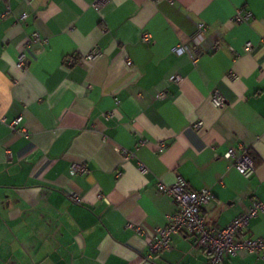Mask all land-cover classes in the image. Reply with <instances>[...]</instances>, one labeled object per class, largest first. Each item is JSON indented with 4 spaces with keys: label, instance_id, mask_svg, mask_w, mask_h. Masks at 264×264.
Listing matches in <instances>:
<instances>
[{
    "label": "crops",
    "instance_id": "crops-1",
    "mask_svg": "<svg viewBox=\"0 0 264 264\" xmlns=\"http://www.w3.org/2000/svg\"><path fill=\"white\" fill-rule=\"evenodd\" d=\"M94 1L0 0V264H207L188 233L144 258L175 211L157 183L209 188L201 213L217 228L264 200V0ZM178 44L195 59L173 53ZM72 57L82 59L66 65ZM17 116L28 137L10 130ZM120 146L136 157L123 162ZM240 146L254 163L248 178L223 158ZM80 161L88 172L70 175ZM244 235L264 238V213ZM223 264H264V253Z\"/></svg>",
    "mask_w": 264,
    "mask_h": 264
},
{
    "label": "built area",
    "instance_id": "built-area-1",
    "mask_svg": "<svg viewBox=\"0 0 264 264\" xmlns=\"http://www.w3.org/2000/svg\"><path fill=\"white\" fill-rule=\"evenodd\" d=\"M104 2L105 0H95L92 5L98 9ZM25 16L26 13H21V18ZM248 16L249 11L244 8H239L236 9L233 20L242 22ZM196 30L199 33H204V24L199 23ZM34 38H38L37 33L34 34ZM151 40L150 33L143 32L141 34L140 41L142 43L150 44ZM250 47L251 43L247 42L244 45V50H249ZM97 51L98 48L94 47L86 53L85 57H91ZM171 51L177 55L186 54L193 60L196 57L193 50L186 44L175 45ZM81 59L82 57L68 58L65 64L71 66ZM24 60V54H21L17 60V65L21 66ZM130 63L131 61L128 60L127 64ZM229 77L234 79L236 76L230 73ZM179 80L180 77H174L175 82ZM209 97L215 107H222L225 103L223 96L217 89H211L209 91ZM109 116H111V112L105 114V117ZM5 120V117H0L1 122H5ZM20 121L21 116H17L9 122L8 126L12 132H17L22 136L28 137L27 130L18 126ZM202 126L203 122L201 118L197 119L192 125L194 131H199L202 129ZM239 148L240 150L237 151L235 147H229L224 153L223 158L229 160L231 162L230 165L243 177L248 178L254 173V163L247 150L242 146ZM118 152L123 162L130 161L136 157V153L127 147H118ZM7 154L10 156V151H7ZM137 168L142 174L148 171V167L141 160L137 161ZM87 172L88 168L85 161L72 163L69 167L70 175L85 174ZM157 189L160 193H164L170 198L172 205L175 207V211L165 214L166 224L156 229V237L154 240L149 241V251L144 257L145 259H149L153 255L169 249L172 236L178 233H188L194 236L193 246L207 255V264H223L225 256H235L242 251L257 255L264 253V238L244 235L249 220L260 213H264V200L255 197L248 209L235 216L224 227L217 228L207 225L201 213L203 206L212 197V192L209 188L192 189L182 177L177 176L176 180L170 184L159 181L157 183ZM70 198L73 202L79 203L80 199L77 193H71ZM126 227L133 229L139 234L142 232L140 227L132 225L131 223H127Z\"/></svg>",
    "mask_w": 264,
    "mask_h": 264
}]
</instances>
